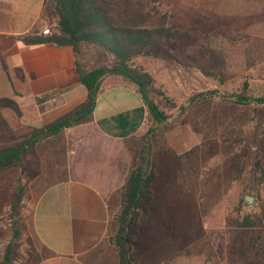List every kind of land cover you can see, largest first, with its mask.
<instances>
[{
	"label": "rangeland",
	"instance_id": "obj_1",
	"mask_svg": "<svg viewBox=\"0 0 264 264\" xmlns=\"http://www.w3.org/2000/svg\"><path fill=\"white\" fill-rule=\"evenodd\" d=\"M139 1L132 0V7L146 16L145 25L164 24L187 35L167 43L155 58L133 61L151 77L149 98L170 122V128L158 133L154 148L194 150L166 194L167 203L161 195L154 200L141 243L158 245L148 252L153 259L211 264L220 245L243 244L247 236L264 233V105L231 98L264 97V0ZM47 27L53 30L49 23ZM82 54L89 69L114 64L111 54L96 47H83ZM123 81L107 79L104 88ZM12 144L11 139L0 140V153ZM137 144L138 138L132 142L133 155ZM29 152L22 167L0 171V264L10 242V264H29L34 258L23 224L37 187L38 168ZM18 186L24 188L23 197L13 217ZM246 196L253 199L249 206ZM244 218L252 222L250 229L239 227ZM17 220L20 238L12 242ZM250 258L244 256L245 262Z\"/></svg>",
	"mask_w": 264,
	"mask_h": 264
},
{
	"label": "crops",
	"instance_id": "obj_2",
	"mask_svg": "<svg viewBox=\"0 0 264 264\" xmlns=\"http://www.w3.org/2000/svg\"><path fill=\"white\" fill-rule=\"evenodd\" d=\"M43 4L44 0H0V140H13L7 150L19 148L88 97L71 47L26 45L20 40L35 29L40 34L47 28L48 22L41 17ZM112 78L120 76L107 75L102 80V92L89 123L67 128L29 149L38 168L37 187L23 214L34 255L29 264H119L109 236L116 230L114 218L132 167V142L146 130L147 107L129 82L109 83L104 88L106 80ZM128 87L138 98H133ZM44 96L50 98L36 102ZM127 96L129 101L123 100ZM85 132L96 137L92 139ZM170 151L187 154V164L194 150ZM180 172V167L174 172L168 169L155 186L149 215L140 226L134 247L138 264H181L175 259H153L148 252L158 250V245L141 243L154 200L161 195L167 203L166 194ZM220 246L222 257L216 250V261L211 264H264V238L247 262L243 254L232 252L236 244Z\"/></svg>",
	"mask_w": 264,
	"mask_h": 264
},
{
	"label": "trees",
	"instance_id": "obj_3",
	"mask_svg": "<svg viewBox=\"0 0 264 264\" xmlns=\"http://www.w3.org/2000/svg\"><path fill=\"white\" fill-rule=\"evenodd\" d=\"M139 3V0H135ZM141 5V4H140ZM41 17L58 34L41 36L35 29L31 34L20 37L26 45L52 43L58 47H71L75 56V69L81 85L88 91L87 100L75 110L63 115L25 140L17 149L0 153V171L12 167H22L29 149L47 138L60 135L65 129L89 123L92 119L97 96L102 92V79L107 75H117L135 85L136 91L147 107L146 130L135 145L133 165L125 179L119 212L114 218L116 230L109 236V243L116 249L119 264H138L134 247L140 226L149 215L155 186L169 169L171 172L185 164L187 154L176 155L170 150H155L153 143L160 131L170 125L163 111L149 98L152 79L144 71L136 68L133 61L137 57H157L165 45L175 40H184L187 35L164 24L145 25L147 19L140 9L132 7V0H44ZM96 47L113 56L111 69H89L83 61L82 48ZM50 96L36 100L44 103ZM236 103L264 105V97L237 94ZM170 128V127H169ZM259 166V165H258ZM23 187L16 189V202L12 206L13 217L23 197ZM20 221L12 226V242L20 238ZM252 222L244 218L239 227L250 229ZM264 233L257 238L247 236L246 243L236 244L234 253L247 255L257 253ZM245 239V238H244ZM259 244L256 245V240ZM223 247L217 254L222 257ZM11 242L7 246L4 262L11 263Z\"/></svg>",
	"mask_w": 264,
	"mask_h": 264
},
{
	"label": "built area",
	"instance_id": "obj_4",
	"mask_svg": "<svg viewBox=\"0 0 264 264\" xmlns=\"http://www.w3.org/2000/svg\"><path fill=\"white\" fill-rule=\"evenodd\" d=\"M53 34H58L57 30H51L50 28H45L41 31L40 35L41 36H52Z\"/></svg>",
	"mask_w": 264,
	"mask_h": 264
},
{
	"label": "water",
	"instance_id": "obj_5",
	"mask_svg": "<svg viewBox=\"0 0 264 264\" xmlns=\"http://www.w3.org/2000/svg\"><path fill=\"white\" fill-rule=\"evenodd\" d=\"M244 201L246 202V205L248 206L253 203V199L247 196L244 198Z\"/></svg>",
	"mask_w": 264,
	"mask_h": 264
}]
</instances>
